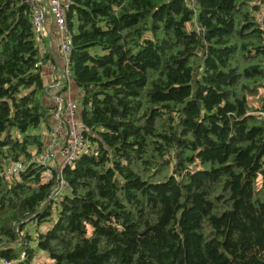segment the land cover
I'll use <instances>...</instances> for the list:
<instances>
[{
  "label": "trees",
  "instance_id": "trees-1",
  "mask_svg": "<svg viewBox=\"0 0 264 264\" xmlns=\"http://www.w3.org/2000/svg\"><path fill=\"white\" fill-rule=\"evenodd\" d=\"M261 10L264 0H67L88 148L59 170L37 161L54 120L47 58L28 7L0 0V260L264 264Z\"/></svg>",
  "mask_w": 264,
  "mask_h": 264
},
{
  "label": "built area",
  "instance_id": "built-area-1",
  "mask_svg": "<svg viewBox=\"0 0 264 264\" xmlns=\"http://www.w3.org/2000/svg\"><path fill=\"white\" fill-rule=\"evenodd\" d=\"M22 2L29 9L32 31L38 39L44 35L48 18L55 26L58 37H60L58 45V52L61 57L60 80L69 84L71 76L68 64L71 39L65 20L67 0H22ZM188 3L192 6V0H188ZM195 31L198 35H201L202 26L195 24ZM262 36L264 40V26H262ZM49 69L51 70V68ZM53 108L54 120L49 133V142L38 155L37 161L41 164H47L50 160L52 162L56 161L58 169L61 170L64 166L72 165L74 160L86 151L88 142L85 137L86 129L79 120L80 108L75 98L56 95ZM258 115L264 125V110L258 112ZM21 169L22 166L19 163H10L7 172L10 175L17 176ZM43 179L42 181H46ZM64 188L65 185L60 180L59 190ZM0 264L8 263L0 260Z\"/></svg>",
  "mask_w": 264,
  "mask_h": 264
},
{
  "label": "crops",
  "instance_id": "crops-1",
  "mask_svg": "<svg viewBox=\"0 0 264 264\" xmlns=\"http://www.w3.org/2000/svg\"><path fill=\"white\" fill-rule=\"evenodd\" d=\"M60 37H58L55 26L48 18L46 22L44 35L39 38V49L47 58V63L43 66V78L45 87L50 92V97L58 92L60 88V67L61 57L58 52V45ZM51 68V70L49 69ZM45 90V91H46ZM66 96L68 98L78 97V90L69 83L66 89Z\"/></svg>",
  "mask_w": 264,
  "mask_h": 264
},
{
  "label": "rangeland",
  "instance_id": "rangeland-1",
  "mask_svg": "<svg viewBox=\"0 0 264 264\" xmlns=\"http://www.w3.org/2000/svg\"><path fill=\"white\" fill-rule=\"evenodd\" d=\"M257 16H259V20L260 21H261V19H262V21H264V11L263 10H261L260 12H258ZM261 23H263V22H261ZM35 41H36V43L38 45L39 39H38L37 36H35ZM259 92L262 94L261 96H264V90H260ZM45 95H46V96H44L45 102L46 103H49L51 105V103L54 102V97L57 95V93L54 94V95H52L50 97V92L47 91V93H45ZM30 131L32 133H41L42 132V129H41V127H39L38 129H33V130H30ZM48 176H49V173H46L44 175V179L43 180H46V178H48ZM57 200H58V198H57ZM37 259H38V257L35 258V260H37Z\"/></svg>",
  "mask_w": 264,
  "mask_h": 264
}]
</instances>
